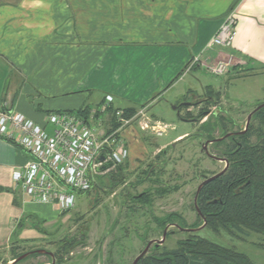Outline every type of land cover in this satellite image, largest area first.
Wrapping results in <instances>:
<instances>
[{"label":"crops","instance_id":"0c3cea01","mask_svg":"<svg viewBox=\"0 0 264 264\" xmlns=\"http://www.w3.org/2000/svg\"><path fill=\"white\" fill-rule=\"evenodd\" d=\"M232 11V47L210 48ZM229 57L234 66L226 76L207 71ZM241 70L250 73L231 77ZM207 76L264 77V0H0V110L46 130L47 115L96 110L108 96L115 109L145 106L153 122L165 124L153 108L197 104L211 99V90L222 94ZM29 161L0 137V250L35 239L30 217L47 223L61 214L15 187L14 173Z\"/></svg>","mask_w":264,"mask_h":264},{"label":"rangeland","instance_id":"374dc122","mask_svg":"<svg viewBox=\"0 0 264 264\" xmlns=\"http://www.w3.org/2000/svg\"><path fill=\"white\" fill-rule=\"evenodd\" d=\"M248 73L247 70H241L231 77ZM207 78L222 89V105L218 110L229 113L236 125L244 127L248 115L262 104L252 105V101L264 98V77L248 76L231 78L233 80L229 81L211 76ZM179 104L176 103V107ZM173 106L162 103L152 109L158 120L170 125L163 136L151 130L144 131L138 122L125 133V143L129 150L122 164L127 179L125 185H119L111 193L112 178L109 174H116L115 169L95 175L91 191L77 194V204L73 211L56 214L54 220L39 226L46 234L38 232L34 235L35 239L15 243V247L10 244L5 250H0V264L12 262L14 248H17V254L30 250L39 252L38 258L20 264H51V260L42 256L41 251L53 254L58 250L60 242L67 239L76 243L70 247L63 264H133L150 242L163 240L165 232V242L159 247L153 244L147 255L174 249L179 241L196 235L235 249L248 256L254 264H264V235L215 232L203 227L204 220L195 207V193L203 176L210 178L225 167L223 163L207 160L205 154L201 153L206 142L199 138L200 126L209 122L214 128L209 136L214 138L223 137L226 131H233L234 126L228 124L224 132L212 117L199 124L185 122L173 110ZM210 107L215 111L214 107ZM198 112L199 109L189 111L192 115ZM185 133L188 134L186 137H192L181 143L173 142ZM162 151L167 154L162 155ZM151 165H155L152 171H160L162 168L163 172L151 176V181H143V172ZM144 192H151L150 204L134 199Z\"/></svg>","mask_w":264,"mask_h":264},{"label":"built area","instance_id":"2783aa9c","mask_svg":"<svg viewBox=\"0 0 264 264\" xmlns=\"http://www.w3.org/2000/svg\"><path fill=\"white\" fill-rule=\"evenodd\" d=\"M236 24V13L232 11L209 47H232ZM233 66V57H229L206 68L211 75L224 77ZM112 103L113 98L106 97L99 113L93 110L88 120L69 111L51 113L46 117L49 131L11 109L0 110V137L17 145L30 158L27 166L14 173L15 187L33 203L54 205L61 214L69 213L76 208L77 194L91 191L99 168L112 162L114 169L127 159L125 133L136 122L144 131L164 135L167 126L153 122L145 108L130 118L124 110H117L115 118L120 127L114 130L107 114ZM101 156L106 159L98 164Z\"/></svg>","mask_w":264,"mask_h":264},{"label":"trees","instance_id":"16d2710c","mask_svg":"<svg viewBox=\"0 0 264 264\" xmlns=\"http://www.w3.org/2000/svg\"><path fill=\"white\" fill-rule=\"evenodd\" d=\"M207 95L212 100L209 102L212 107L217 104L218 100L221 101V93L211 90ZM104 102L105 100L96 109L97 113H99V108ZM93 110L90 106H85L77 111L69 112L76 113L88 120ZM117 110L119 109L110 106L107 111L110 124L114 130L120 127L115 118ZM124 112L126 117L130 118L136 115L138 109L127 108L124 109ZM207 112L205 108L199 111L196 117L199 118L198 122L206 117ZM193 118L195 119L190 114L181 115V119ZM210 127L212 126L207 122L200 127V130L210 135L214 132L213 127ZM211 137L213 138V136ZM186 138L188 137L180 141ZM229 160L230 168L228 171L205 185L200 192L198 209L201 217L205 219V227L215 232L264 235V108L253 115L250 130L242 136L238 146L234 145V148L229 150ZM152 168L153 165L143 172L145 176L143 181H151V176L161 174L159 171H152ZM114 169L116 174L114 172L109 174L112 178L111 193L114 192V188L125 185L127 181L122 164ZM168 189L172 190L171 188ZM151 195V192H144L134 199L144 204H150ZM29 219L34 229L46 234L43 228L39 227L45 225L46 222L35 217ZM22 226L20 225V228ZM75 243L69 239L60 242L58 250L54 253L58 264L64 263L66 256L69 255L70 247L74 246ZM16 249L12 250L14 260L24 255V253L17 254ZM138 264H254V262L235 249L194 235L179 241L174 249H164L162 252L146 255Z\"/></svg>","mask_w":264,"mask_h":264},{"label":"flooded vegetation","instance_id":"af4514ba","mask_svg":"<svg viewBox=\"0 0 264 264\" xmlns=\"http://www.w3.org/2000/svg\"><path fill=\"white\" fill-rule=\"evenodd\" d=\"M209 102H212V100L211 99H207V100H204V101H202L200 103L198 102L197 104H190L189 102H183L181 105H179L180 106V114H182L184 116H186L187 114H190L189 113V109L193 108L194 106H196L197 108L200 107L199 111L202 110L203 108H205V110L208 111L206 117L204 119H202L201 121H199V122L196 121V124L204 123L205 119H207L209 117H212L219 124V127L224 132L227 130V125L228 124H232L234 126V130L233 131H226L224 136L221 137V138H214V137L212 138L211 136L209 137V134L205 133V131H202V130H200L201 132L198 133L199 134V138H202L206 142L205 145L201 149V153L205 154V158L207 160L223 163L225 165V167H224V169L221 172L214 174L210 178H206V176H203V180H202L201 184L199 185V187L197 188L196 193H195V207H196V209L198 208V198H199L200 193H199V195H197V193H198V190H199L200 186L205 184L209 179L221 174L222 172L225 171L223 173V174H225L228 171V169L230 168L229 150L234 148V145L238 146L239 140H241L242 136H244L246 133H248V131L250 130V125H251V122H250L249 125H246L247 121H246L244 127L242 125H236L237 123L234 122V120H232V118H230L229 113H225L222 110H218V109H220V107L222 105L220 100H218L217 104L214 106L215 111L211 110L212 109L210 107L211 103H209ZM184 104H190L191 106L186 107V106H184ZM254 110L252 112H254ZM184 111H185L186 114L184 113ZM198 114H199V112H198ZM198 114H196V115L190 114V115H192L193 117L196 118L198 116ZM249 115H248V117H249ZM193 119H181V120H189L190 121V120H193ZM252 119H253V117H252ZM252 119H251V121H252ZM210 128H212V127H210ZM206 129H208V127H206ZM189 137H192V136H188V138ZM177 142L181 143V141H177ZM239 145H240V143H239ZM212 150L214 152H212ZM166 154H167L166 151H162V155H166ZM158 164H161V163H158ZM164 165H166V164H163V166ZM154 166L155 165H153V167ZM159 170H160L159 173L163 172L162 168H160ZM223 174H221V175H223ZM211 181H208L205 185H207ZM204 186L202 187V189L204 188ZM202 189H201V191H202ZM41 252H42V254H41L42 256H44L46 258H49V260H51V264H58V260L55 257L54 253L52 254L51 252H45V251H41ZM38 253L39 252L36 251V250L27 251V252L24 253V255H27V257L24 260H22V261H20L18 263H15V264H20L21 262H25V261H27V260H29L31 258H38L37 257ZM14 261L15 260L13 259L12 262H14Z\"/></svg>","mask_w":264,"mask_h":264},{"label":"water","instance_id":"95a60500","mask_svg":"<svg viewBox=\"0 0 264 264\" xmlns=\"http://www.w3.org/2000/svg\"><path fill=\"white\" fill-rule=\"evenodd\" d=\"M184 106L188 107V106H191V105H190V104H184ZM262 108H264V103L261 104L260 106H258V107L254 110V112H252V113L249 115V117L247 118V123H246V125H249V124H250L253 115H254L256 112H258L260 109H262ZM173 110L177 111L179 117L181 118L180 107H174ZM198 120H199V118H195V119L190 120V121H189V120H183V121H185V122H188V121H189V122H196V121H198ZM105 159H106V158H105L104 156H101V157L99 158V160L97 161V163H98V164H99V163H102V162L105 161ZM113 166H114V164H113L112 162H108L107 164H104L101 168H99V169H98V172H100V173H104V172H106L107 170L111 169ZM224 172H225V171H224ZM224 172H222L221 174H223ZM221 174H219V175H217V176H215V177L209 179L208 181H211V180L216 179V178L219 177ZM208 181H207V182H208ZM207 182H206V183H207ZM206 183H205V184H206ZM205 184H203L202 186H200L197 195H199V193H200L202 187H203ZM197 212H198V214H199L200 216H202L198 208H197ZM202 218H203V217H202ZM203 220L205 221L204 218H203ZM205 226H206V223L204 224L203 227H205ZM203 227H202V228H203ZM195 231H199V230H195ZM166 234H167V233L165 232V233H164L163 240H161V241H155V242H150V243L148 244L147 248H146V249H145V250L139 255V257H137V258L135 259V261L133 262V264H138L139 261H140L142 258H144V257L148 254V252H149V250H150V248H151V246H152L153 244H156V246H160V245H162V244L165 242ZM26 257H27V255H24V256L18 258L17 260H15L14 262L9 263V264H15V263H18V262L24 260Z\"/></svg>","mask_w":264,"mask_h":264}]
</instances>
